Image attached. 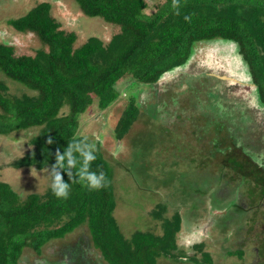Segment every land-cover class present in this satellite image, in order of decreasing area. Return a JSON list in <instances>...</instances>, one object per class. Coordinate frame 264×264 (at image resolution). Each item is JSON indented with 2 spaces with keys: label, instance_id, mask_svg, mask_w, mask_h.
Instances as JSON below:
<instances>
[{
  "label": "trees",
  "instance_id": "16d2710c",
  "mask_svg": "<svg viewBox=\"0 0 264 264\" xmlns=\"http://www.w3.org/2000/svg\"><path fill=\"white\" fill-rule=\"evenodd\" d=\"M75 2L85 16L100 17L118 26L119 32L106 44L91 37L74 49L76 35L59 29L51 17L49 3H40L25 15L8 20L7 25L16 32L35 34L42 48L34 56H15L11 46L0 42V73L32 93L10 96L0 82V136L39 129L29 141L31 151L13 163L17 169L51 170L57 149L62 152L75 141L94 145L96 159L90 170L105 174V187L90 191L72 181L67 199L56 198L50 187L42 195L29 194L22 199L9 184L0 182V264H20L25 249L39 256L46 244L82 225L87 227L92 247L105 264H157L161 258L179 262V258L187 256L176 243L182 222L179 213L165 218L164 206L153 212L161 220L159 235L141 231L129 239L122 235L113 217L112 168L101 153L100 142L79 135V117L94 103L101 111L115 103L122 79L135 80L136 84H129L131 87L154 86L166 73L185 66L196 45L216 40L236 47L264 107V0H165L150 15L145 13L144 0ZM126 90V106L114 128L118 141L128 135L140 114L137 96L129 88ZM64 108L68 112L62 115ZM232 129L233 124L215 120L207 134L215 142L208 143L210 150L204 148L209 158L202 164L213 160L217 175L229 177L220 190L229 188V181L243 188L246 207L243 210L236 198H231V213H242L253 229H259L258 239L259 234L264 236V173L257 171L247 150L244 149V161L232 155L234 148L246 146L230 136ZM49 138L51 144L47 142ZM62 178L69 182L63 172ZM259 242L264 264V238ZM201 247L202 244L195 246ZM188 260L212 264L207 253L202 255V261L194 257Z\"/></svg>",
  "mask_w": 264,
  "mask_h": 264
},
{
  "label": "rangeland",
  "instance_id": "374dc122",
  "mask_svg": "<svg viewBox=\"0 0 264 264\" xmlns=\"http://www.w3.org/2000/svg\"><path fill=\"white\" fill-rule=\"evenodd\" d=\"M144 1L145 13L150 15L165 0ZM40 3L51 5V17L60 30L76 35L74 49L91 37L106 44L119 32L118 26L100 17L85 16L75 0H0V42L11 46L15 56H34L42 44L35 34L16 32L7 21L25 15ZM194 51L183 69L164 75L154 86L137 83L131 87L135 80L122 79L117 85L120 97L115 103L104 111L94 103L80 115L79 135L100 142L101 153L112 168L113 217L125 238L137 231L161 234V220L153 215L161 206L165 208L163 217L170 218L174 213L181 216L176 243L187 256L179 258V262L161 258L157 264H194L188 258L202 261L204 253L212 264H261L259 241L264 236L259 234L257 239L260 230L253 229L242 213H231V198H236L243 210L246 207L243 188L229 181V188L220 190L229 177L217 175L215 161L204 165L202 160L209 158L204 148L210 150L208 143L215 142V138H207L208 130L220 119L224 124H233L230 136L246 145L243 149L234 148L232 155L244 161L247 150L253 165L263 174L264 107L233 44L216 40L198 44ZM0 82L6 85L10 96L32 95L1 73ZM128 88L140 102V114L128 135L118 141L114 128L126 106ZM61 112L65 115L68 110ZM244 113L248 117L244 118ZM38 131L36 128L0 136V182L9 184L22 199L29 194H44L50 184L49 168L13 166L31 151L29 141ZM237 190L241 192L236 193ZM186 238L195 242L186 247ZM199 244L201 250L195 248ZM85 249L87 257L81 253ZM239 251L241 256L237 255ZM71 256L74 262L70 261ZM65 263L105 264L92 247L85 225L46 244L39 256L25 249L20 259V264Z\"/></svg>",
  "mask_w": 264,
  "mask_h": 264
},
{
  "label": "clouds",
  "instance_id": "9594fccd",
  "mask_svg": "<svg viewBox=\"0 0 264 264\" xmlns=\"http://www.w3.org/2000/svg\"><path fill=\"white\" fill-rule=\"evenodd\" d=\"M189 19V17H185ZM52 143V139L47 141ZM96 159L94 145H90L81 141L69 143L67 147L61 152L57 149L55 153V163L48 171V178L50 180V190L52 194L58 199H67L70 193V182L81 183L82 186L88 190H99L105 187V174L101 171L99 173L90 170V164ZM75 169V172H73ZM62 172L67 175L68 181L65 182L62 178ZM195 241L192 239H185L184 245L190 247ZM182 259H185L182 257Z\"/></svg>",
  "mask_w": 264,
  "mask_h": 264
},
{
  "label": "flooded vegetation",
  "instance_id": "af4514ba",
  "mask_svg": "<svg viewBox=\"0 0 264 264\" xmlns=\"http://www.w3.org/2000/svg\"><path fill=\"white\" fill-rule=\"evenodd\" d=\"M203 43H209V42H203ZM202 44V43H201ZM255 89V88H254ZM217 109L221 112V108L217 105ZM225 114V113H224ZM248 117V114L244 113V118ZM237 124V123H236ZM263 156V155H261ZM85 257H87V250L85 249L84 252H81ZM75 255V254H74ZM76 257V255H75ZM72 260V262H74V257L71 256V259L70 261ZM41 263V262H40ZM65 264H68V263H65Z\"/></svg>",
  "mask_w": 264,
  "mask_h": 264
},
{
  "label": "water",
  "instance_id": "95a60500",
  "mask_svg": "<svg viewBox=\"0 0 264 264\" xmlns=\"http://www.w3.org/2000/svg\"><path fill=\"white\" fill-rule=\"evenodd\" d=\"M222 41H223V40H222ZM224 42H225V43L232 44L231 42H228V41H224ZM235 50H236V47H235ZM236 52H237V50H236ZM237 55H238V54H237ZM238 56H239V55H238ZM239 57H240V56H239ZM240 59H241V58H240ZM191 60H192V57H191V59L189 60V62H190ZM189 62H188V63H189ZM188 63H187V64H188ZM242 63H243V62H242ZM187 64H186V65H187ZM186 65H185V66H186ZM185 66H183L182 68H180V69H177V70L179 71V70L183 69ZM177 70H175V71H172V72H174V73H175V72H177ZM172 72H168V73H166V74H169V73H172ZM166 74H165V75H166ZM252 86H253V85H252Z\"/></svg>",
  "mask_w": 264,
  "mask_h": 264
}]
</instances>
